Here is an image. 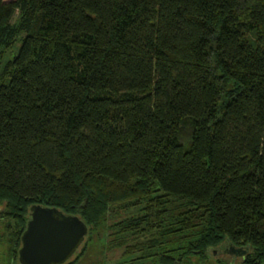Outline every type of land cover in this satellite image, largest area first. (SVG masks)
I'll return each instance as SVG.
<instances>
[{"label": "trees", "instance_id": "obj_1", "mask_svg": "<svg viewBox=\"0 0 264 264\" xmlns=\"http://www.w3.org/2000/svg\"><path fill=\"white\" fill-rule=\"evenodd\" d=\"M31 206L86 226L70 264L264 263V0H0L9 264Z\"/></svg>", "mask_w": 264, "mask_h": 264}, {"label": "water", "instance_id": "obj_2", "mask_svg": "<svg viewBox=\"0 0 264 264\" xmlns=\"http://www.w3.org/2000/svg\"><path fill=\"white\" fill-rule=\"evenodd\" d=\"M86 226L77 218L54 208L31 206L20 236L18 264H66L82 246ZM232 251V252H231ZM231 253H237L231 245Z\"/></svg>", "mask_w": 264, "mask_h": 264}, {"label": "rangeland", "instance_id": "obj_3", "mask_svg": "<svg viewBox=\"0 0 264 264\" xmlns=\"http://www.w3.org/2000/svg\"><path fill=\"white\" fill-rule=\"evenodd\" d=\"M15 19H16V14H15L14 18L12 19V22ZM4 234H5L4 224H0V237L3 238ZM81 248H82V246H80V248L77 250V252L74 254V256L66 264H70L77 257V255L80 253ZM215 250H217V249H215ZM99 252H100L99 248H97L96 246L89 245L88 248L85 250V254H83L82 258H80V260H78L74 264H104ZM115 256L116 255L108 256V258L110 260H112L113 257H115ZM229 260L230 259L229 258L227 259V257L223 258V256H213L212 252H209V253H207V259L205 262H203V263L193 262L192 264H227L229 262ZM0 264H9V258L7 255V248H6L4 242H2V243L0 242ZM142 264H151V263L144 262ZM235 264H241V262L239 260H237L235 262Z\"/></svg>", "mask_w": 264, "mask_h": 264}, {"label": "flooded vegetation", "instance_id": "obj_4", "mask_svg": "<svg viewBox=\"0 0 264 264\" xmlns=\"http://www.w3.org/2000/svg\"><path fill=\"white\" fill-rule=\"evenodd\" d=\"M233 248L235 250H239L237 251V253H239L240 255H232V254H229L231 253V245L226 243V242H223L221 245H219V247H217V250H212V254L213 256H223L224 257H227V259L229 258V262L227 264H235V262L237 260H239L242 263L245 262V260L247 259V257L250 255V251H249V248L248 247H245V246H233ZM231 251V252H230ZM254 264H260L258 262H255ZM264 264V263H262Z\"/></svg>", "mask_w": 264, "mask_h": 264}]
</instances>
